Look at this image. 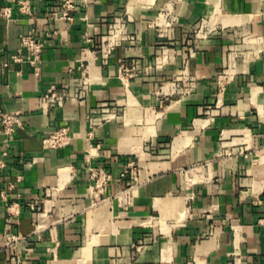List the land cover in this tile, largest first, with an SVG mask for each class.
Masks as SVG:
<instances>
[{
	"label": "crops",
	"instance_id": "1",
	"mask_svg": "<svg viewBox=\"0 0 264 264\" xmlns=\"http://www.w3.org/2000/svg\"><path fill=\"white\" fill-rule=\"evenodd\" d=\"M26 1L30 14L0 0V109L24 121L8 150L0 135V238L13 205V231L31 249L22 264H264V0H93L72 21L60 19L61 0ZM126 10L138 40L104 64L96 47ZM209 13L215 30L190 57L187 41ZM30 33L45 43L37 72L12 60ZM81 64L87 97L44 112L52 85L82 81ZM105 104L117 116L98 121ZM63 126L71 145L45 150ZM89 156L116 177L95 204ZM131 159L134 179H121ZM9 257L0 251V264Z\"/></svg>",
	"mask_w": 264,
	"mask_h": 264
},
{
	"label": "built area",
	"instance_id": "2",
	"mask_svg": "<svg viewBox=\"0 0 264 264\" xmlns=\"http://www.w3.org/2000/svg\"><path fill=\"white\" fill-rule=\"evenodd\" d=\"M18 4V12L21 14H30L31 7L29 1L26 0H14ZM63 14L60 17L63 21H72L73 16L71 15L73 11L78 9V5L84 3L85 5L92 3L93 0H61ZM14 10L12 7H6L2 12V17L7 21L13 18ZM210 15L203 18L202 21L193 28L192 37L187 41L188 55L193 57L195 50L199 47V43L204 38H207L213 33L215 28L211 25L212 15L214 13H209ZM131 22L130 15L128 11H124L123 14L116 17L105 33L101 37V42L98 47H96V52H98L103 58L104 64L108 62L109 57L112 53L119 47H122L126 43L134 44L137 42V35L131 34L129 32V24ZM170 27L171 23L168 24ZM157 28L161 30V27L157 25ZM161 37H165L163 32L159 31ZM86 41L88 44L93 42L91 37H87ZM250 43V42H248ZM168 46H163V53H167ZM45 50V43L37 38L34 34L30 33L21 37V48L18 53L12 56V60L18 63H28L32 66L36 72L40 69V64L42 63L43 52ZM234 55L233 58L243 55L241 51L232 50ZM236 55V56H235ZM233 61V59H232ZM158 63L160 61L158 60ZM82 81L80 83H71L68 87L62 85H52L46 94L44 95L43 111L48 112L50 109H59L65 106L67 101H80L87 97L89 89L91 87L90 74L83 64L80 65ZM232 63L216 77L217 82V96H221L227 87L228 82L232 78ZM70 72H73L72 70ZM121 76L128 77L130 70L125 66L121 67ZM186 82L190 88L196 87L198 81L192 78H186ZM98 121H107L117 116L116 110L113 106L105 104L99 113ZM95 122L94 125H97ZM24 129V121L22 113L20 112H7L0 109V135L4 137V146L8 148L11 146L12 138L17 130ZM92 136V133L90 134ZM72 135L69 126H63L58 128L56 131L42 139L43 147L45 150H57L64 149L71 145ZM100 147V145H97ZM6 150V151H7ZM4 155H7L5 152ZM93 157L89 156L86 163V170L91 181V193L93 196V204L97 203L98 200L112 187L116 180L113 173L106 170L104 167L95 166L92 162ZM33 159L31 163L35 162ZM30 164V163H29ZM4 163L0 161V168L4 167ZM137 168V161L131 159L128 161L126 169L120 175V178H126L131 175L134 179L135 170ZM22 177L17 178V182H20ZM17 183H10L9 190L16 188ZM2 199L7 201L6 193H2ZM10 218L8 223L1 234L0 251L7 250L10 252V257L6 264H22L26 259L31 249L22 250L20 245L22 243H28V238L26 236H21L13 231V224H15L13 216H15V211L13 205H7ZM30 210L33 213L40 211V206L37 203H30Z\"/></svg>",
	"mask_w": 264,
	"mask_h": 264
}]
</instances>
